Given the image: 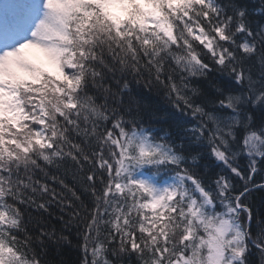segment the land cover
<instances>
[{"label": "snow or ice", "instance_id": "snow-or-ice-1", "mask_svg": "<svg viewBox=\"0 0 264 264\" xmlns=\"http://www.w3.org/2000/svg\"><path fill=\"white\" fill-rule=\"evenodd\" d=\"M255 193L264 0H0V264H264Z\"/></svg>", "mask_w": 264, "mask_h": 264}, {"label": "trees", "instance_id": "trees-1", "mask_svg": "<svg viewBox=\"0 0 264 264\" xmlns=\"http://www.w3.org/2000/svg\"><path fill=\"white\" fill-rule=\"evenodd\" d=\"M153 99L156 101L158 107L169 108L170 106L164 101L162 97H158L153 94ZM207 163V161H202V164ZM257 180L260 181V177H257ZM250 201L254 203L253 212L254 214H259L264 211V206L261 204V197L259 193H255L254 200L250 198ZM73 243H75V233H73ZM80 254L79 251L75 248L71 250H67L63 254V259L65 260V264H79Z\"/></svg>", "mask_w": 264, "mask_h": 264}]
</instances>
